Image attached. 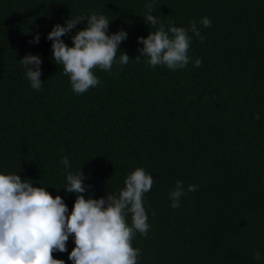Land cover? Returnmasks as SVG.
Masks as SVG:
<instances>
[{
    "label": "trees",
    "instance_id": "1",
    "mask_svg": "<svg viewBox=\"0 0 264 264\" xmlns=\"http://www.w3.org/2000/svg\"><path fill=\"white\" fill-rule=\"evenodd\" d=\"M150 2L166 31L197 22L204 40L188 32L183 69L135 59L137 38L158 27L144 20ZM92 14L109 20V35L128 37L110 71L93 70L100 83L77 95L47 36ZM86 26L61 39L73 46ZM121 51L130 57L123 66ZM26 54L42 61L39 91L19 61ZM137 168L154 181L143 197L150 227L132 240L137 264H264V0H0V174L60 195L70 214L69 172L82 170L83 195L99 199L118 195ZM177 181L185 194L173 209ZM66 247L53 257L72 264V236Z\"/></svg>",
    "mask_w": 264,
    "mask_h": 264
},
{
    "label": "clouds",
    "instance_id": "2",
    "mask_svg": "<svg viewBox=\"0 0 264 264\" xmlns=\"http://www.w3.org/2000/svg\"><path fill=\"white\" fill-rule=\"evenodd\" d=\"M148 13L144 20L148 25L157 26L147 37H138L135 57L148 58L152 68L163 65L169 70L183 69L189 63L188 50L190 31L200 42L204 38L195 20L189 21L190 27L169 26L167 31L158 19L150 14L153 3H146ZM87 21V26L71 37L73 46L69 47L61 37L70 33L77 24ZM200 24L207 28L211 20L202 18ZM109 20L104 15L92 14L89 17L68 19L64 26L56 24L48 33L52 41L53 60L63 66V73L70 77L72 90L81 95L95 88L100 81L94 69L108 72L116 61L119 46L127 40L128 33L123 29L108 34ZM36 34L30 43H38ZM119 64L126 65L130 57L119 52ZM26 69L25 75L31 87L41 89V59L26 54L21 60ZM202 61L196 59L194 67H200ZM259 120V115L254 117ZM62 163L70 167L65 157ZM82 170L78 174H67L66 193L76 195L70 214L64 199L60 195L53 197L43 187H34L29 180H22L18 174H0V264H65L55 259L54 252H66L69 236L74 239L75 247L69 253L72 264H137L140 250L132 246L134 235L139 232L147 235L149 224L144 207V194L153 185V178L143 168H137L125 179V188L118 195L106 194L99 199L83 195L87 191ZM90 187V186H89ZM187 191H196L195 185H189ZM183 184L176 182L175 190L170 192L171 207H179V199L184 195ZM131 214V226L126 217ZM155 215V212H153ZM260 260V253L254 254Z\"/></svg>",
    "mask_w": 264,
    "mask_h": 264
}]
</instances>
